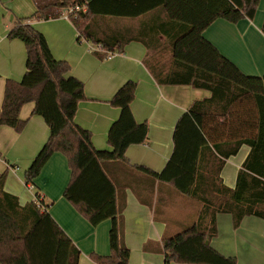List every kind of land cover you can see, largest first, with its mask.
<instances>
[{
  "label": "trees",
  "instance_id": "16d2710c",
  "mask_svg": "<svg viewBox=\"0 0 264 264\" xmlns=\"http://www.w3.org/2000/svg\"><path fill=\"white\" fill-rule=\"evenodd\" d=\"M141 1L33 0L35 14L17 19L8 35L25 44L27 62L22 80L6 83L0 125L21 133L28 123L21 119V110L35 104L33 115L45 120L50 136L25 172L26 184L34 183L54 154L64 155L72 171L64 198L91 225L112 222L110 254H93V261L129 264L131 251L124 241L126 189L105 172L103 164L129 163V147L147 142L149 126L137 123L131 109L137 84L128 81L110 101L121 111L108 133L112 150H97L92 134L75 121L80 103L86 101L84 83L67 76L70 65L55 59L45 36L31 25L33 20L57 19L72 7H83L68 18L80 39L101 47L95 53L102 59L123 53L126 44L137 40L147 47L144 63L159 85L190 86L211 93L210 98L195 101L178 120L174 151L164 170L158 173L133 166L145 180L129 172L127 187L141 198L149 186L152 192L156 184L171 186L200 208L192 223L163 237L165 264H237L235 258L223 256L209 242L217 235L218 214H230L235 228L247 216L264 219V83L259 77L245 75L203 33L217 19L232 24L253 20L260 0H203V13L201 0H150L139 6ZM155 11L167 15L170 30L147 33L149 40L121 34L100 37L94 30L96 20L138 19ZM160 36L166 38L168 49L157 46ZM243 145L252 151L231 189L224 184L221 172L225 161ZM6 176L0 174V264H79V249L50 213L37 202L21 206L18 197L5 192Z\"/></svg>",
  "mask_w": 264,
  "mask_h": 264
},
{
  "label": "crops",
  "instance_id": "0c3cea01",
  "mask_svg": "<svg viewBox=\"0 0 264 264\" xmlns=\"http://www.w3.org/2000/svg\"><path fill=\"white\" fill-rule=\"evenodd\" d=\"M149 2L143 0L138 4L143 6ZM202 3L203 0L201 13L204 11ZM36 11L33 0H0V109L7 81L20 82L26 73L25 44L10 39L9 32L17 19L29 18ZM96 21L94 30L100 37L121 34L124 38L139 36L149 40L147 33L170 30L166 24L167 15L156 11L138 19L107 17ZM31 25L45 36L55 59L70 65L67 76L84 83L86 101L80 103L75 121L92 134L97 150H112L108 133L121 111L110 101L125 83L136 82V97L131 109L137 123L149 126L147 142L129 147L126 153L129 163L105 162L103 168L126 189L124 241L131 251L129 264H165L163 237L174 235L180 231V226L192 223L200 208L171 186L159 187L157 184L154 192L150 186L142 191L141 201L136 191L127 187V176L130 172L138 180H145L133 166L162 172L174 151L173 135L178 120L195 101L208 99L211 93L190 86L159 85L144 63L147 47L137 40L126 44L123 53L102 59L91 42L79 38L66 13L57 19L33 20ZM263 25L264 0H260L253 20L243 19L232 24L217 19L203 34L245 75L259 77L264 83ZM159 39L161 42L157 46L168 49L170 45L166 38L160 36ZM34 108L35 104L29 103L21 110V119L28 121L21 133L0 125V174L7 173L4 190L18 197L21 206L42 197L46 211L79 249L78 263L96 264L91 255L110 254L112 222L107 220L93 226L64 198L72 177L67 158L60 153L54 154L34 183L25 182L26 170L50 136L45 120L33 115ZM251 151L250 146L243 145L236 155L225 161L221 177L227 187H236L238 172ZM216 221L217 235L209 242L213 249L223 256L235 258L237 264H264V219L247 216L238 228L234 227L230 214H218Z\"/></svg>",
  "mask_w": 264,
  "mask_h": 264
},
{
  "label": "built area",
  "instance_id": "2783aa9c",
  "mask_svg": "<svg viewBox=\"0 0 264 264\" xmlns=\"http://www.w3.org/2000/svg\"><path fill=\"white\" fill-rule=\"evenodd\" d=\"M81 9L84 10V8H83V7L81 8L80 6L72 7V8L69 9V11L66 12V14H67V16H68V14H72V13H74V12H78V11H80ZM100 49H101V47H100V46H97V47L95 48V51H96V50H100ZM113 55H115V54H110V55H109V58L112 57ZM42 201H43V200H42V197H38V198H37V203L39 204V206L41 207V209L44 210V211H46V208H45L44 205L42 204Z\"/></svg>",
  "mask_w": 264,
  "mask_h": 264
},
{
  "label": "rangeland",
  "instance_id": "374dc122",
  "mask_svg": "<svg viewBox=\"0 0 264 264\" xmlns=\"http://www.w3.org/2000/svg\"><path fill=\"white\" fill-rule=\"evenodd\" d=\"M167 55V54H166ZM195 204L197 205V203L195 202ZM189 205H187L186 207H188ZM198 206V205H197ZM191 207V206H190Z\"/></svg>",
  "mask_w": 264,
  "mask_h": 264
}]
</instances>
